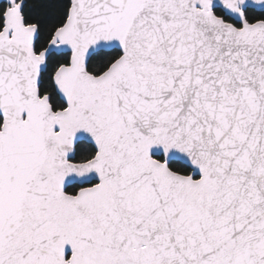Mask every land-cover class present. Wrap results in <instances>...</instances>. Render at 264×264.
<instances>
[{
	"label": "snow or ice",
	"instance_id": "snow-or-ice-1",
	"mask_svg": "<svg viewBox=\"0 0 264 264\" xmlns=\"http://www.w3.org/2000/svg\"><path fill=\"white\" fill-rule=\"evenodd\" d=\"M0 264H264V0H0Z\"/></svg>",
	"mask_w": 264,
	"mask_h": 264
}]
</instances>
